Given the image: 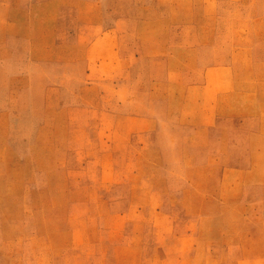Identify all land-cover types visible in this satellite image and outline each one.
Here are the masks:
<instances>
[{"label":"rangeland","instance_id":"rangeland-1","mask_svg":"<svg viewBox=\"0 0 264 264\" xmlns=\"http://www.w3.org/2000/svg\"><path fill=\"white\" fill-rule=\"evenodd\" d=\"M261 87L264 0H0V264H264Z\"/></svg>","mask_w":264,"mask_h":264},{"label":"crops","instance_id":"crops-1","mask_svg":"<svg viewBox=\"0 0 264 264\" xmlns=\"http://www.w3.org/2000/svg\"><path fill=\"white\" fill-rule=\"evenodd\" d=\"M225 24L226 20L223 21V18L218 19V23L222 24V26H226ZM219 37L221 39H219ZM215 39L216 43H225L223 45H219L216 48L215 51V57L216 58H221L223 61H218L215 63V66H212L207 70L208 72V79L207 81L202 84V88L205 90H213L215 88V100L214 99H209L207 97L201 98V99H196L197 105L201 104V107L198 109L199 113H203V121H202V127L204 130H210L212 129L214 118L210 119L209 115L215 116V138L217 137H229V134H217V129H224L223 126L221 127V124L228 123V122H233L237 121L238 125L237 127L234 126L235 129L242 131L243 138H251L253 136V130L257 129L256 126H253V123L259 120L258 116H256L258 113L255 111L252 112V105L254 104V100L260 104V99L257 100L253 99L256 97L254 94L255 91H257V87L254 84H248V85H243L242 87H238L243 89L245 99L244 102L247 103L243 104V106L246 108L247 104L250 106L249 110L244 109L243 111L233 113L234 111L231 110V106H233V100L228 98V99H222L219 97V92L221 91H230V90H235L237 87H235V78L233 74V67H231V63L224 62V59L233 57L235 56V51H233V48L231 47L230 44L234 38L226 35V34H221ZM248 48H246L247 50ZM256 49L255 46H250V53L247 52V54H252V50ZM213 74H215V78H213ZM264 88V87H261ZM246 91H249L248 94H246ZM248 98V99H246ZM211 108V109H210ZM256 113V114H255ZM235 116L237 117L235 119ZM219 124V126H217ZM234 137L235 135L232 134Z\"/></svg>","mask_w":264,"mask_h":264}]
</instances>
